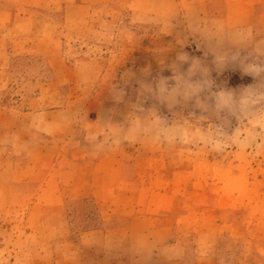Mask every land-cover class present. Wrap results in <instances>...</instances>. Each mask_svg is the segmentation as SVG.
Returning <instances> with one entry per match:
<instances>
[{"label": "crops", "instance_id": "0c3cea01", "mask_svg": "<svg viewBox=\"0 0 264 264\" xmlns=\"http://www.w3.org/2000/svg\"><path fill=\"white\" fill-rule=\"evenodd\" d=\"M262 4L264 0H0V93L8 88L12 59L22 56L42 59L45 67L41 73L47 68L64 75L63 81L56 76L52 79L58 91L65 85H81L68 79L67 74L81 67L66 65L57 38L42 35L29 54L23 53L27 46L18 49L23 41L28 43L26 31L37 19L48 26H88L98 9L111 5L117 14L130 12L162 21L159 29L168 35L179 27H198L207 17L208 30L216 29L231 41L243 39L237 34L249 36V30L256 39L255 15ZM8 28H18L25 36L12 38L6 33ZM53 61L60 62L58 68ZM84 69L94 70L91 65ZM145 85L148 83L133 87L137 91ZM40 93L26 96L20 110L0 102V217L12 205L30 201L36 210L29 217L40 211L42 219L62 220L57 225L59 232L68 237L79 233L75 242L79 249L109 254L122 251L121 259L112 264L153 263L162 254L185 264L187 242L195 234L202 248L200 264H209L208 258L216 251L211 250V239L203 243V235H214L211 232L217 221H209L211 210L200 212L198 199L188 209H179L180 203L185 206L192 194L199 193L192 179L194 165L184 154L185 133H170L172 122L162 115V126L142 122L137 142L130 143V118L135 115L143 120L147 115L142 98L128 97L125 92L121 99L102 100L105 108L100 112H77L72 118L68 106L59 107L56 117L48 114ZM152 104L160 105L158 100ZM81 123L88 130H82ZM165 137L171 143H161ZM68 200L94 203L95 217L83 215L85 225L78 229L69 219ZM79 216L76 210L74 217ZM165 250H169L167 255Z\"/></svg>", "mask_w": 264, "mask_h": 264}, {"label": "rangeland", "instance_id": "374dc122", "mask_svg": "<svg viewBox=\"0 0 264 264\" xmlns=\"http://www.w3.org/2000/svg\"><path fill=\"white\" fill-rule=\"evenodd\" d=\"M255 16L258 33L254 43L264 42V4L259 6ZM92 17V25L88 26H48L37 19L26 31L25 35L30 38L28 43L23 41L18 47L21 50L26 48L23 53L29 54L34 41L42 35L57 38L60 41L58 50H62V60L66 65L79 64L81 67L74 74H67L68 79L81 85L74 88L65 85L58 91L56 81L52 79L56 76L55 79L63 81L64 75H55L47 68H43L41 73L40 70L45 67L42 59L14 57L10 67L12 72L7 74L9 85L0 93V102L20 110L24 109L26 96H38L43 92L48 114L56 117L59 107L68 106L73 118L77 112L82 115L87 111L100 112L105 108L102 100L121 99L125 92L128 97L142 98L159 97L161 93L171 96L176 92L218 88L219 82L205 71L216 67L212 51H235L222 47L225 41H230L229 37L222 32L217 33L216 29L213 31V28L208 30L207 17L198 27L171 30L172 35L159 29L162 21L158 19L132 15L130 12L117 14L111 5L98 9ZM108 18H112L113 22L108 23ZM6 33L16 39L25 36L19 34L18 28H8ZM237 35L242 40L248 37V33ZM42 46L45 50L46 45ZM185 51L193 57L203 53L204 58L195 68H190L191 60L186 62L181 59ZM52 64L58 68L60 62L53 61ZM84 65H91L94 70H85ZM227 67L231 72L222 79L227 80L228 91L232 87L252 83L251 77L243 75L245 65L238 60L227 62ZM237 81L240 83L235 84ZM144 82L148 85L134 90L133 86ZM236 95L241 93L237 92ZM152 107L157 114L168 118L172 127H181L186 137L185 157L194 165L192 179L195 191L199 193L192 194V200L187 199L185 206L180 203L179 209H188L198 199L201 201L200 212L211 210V216L206 213L211 218L209 221L218 223L217 228L212 229L214 235H203V243L211 239V250L213 253L216 251V255L208 258V263L264 264V127L242 124L232 143L213 147L195 135L203 125L193 121L187 128L183 127L185 115H192L191 112H165L162 106L156 104H152ZM84 124L81 123L82 130H88L87 125L83 127ZM238 126L233 119L228 133L231 134ZM68 201L66 210L70 213L69 219L78 229L85 225L83 215L95 217L94 203ZM31 210L36 209L30 201H21L2 213L0 264H98V260H104L101 264H112L114 260L121 259L122 251L109 254L103 250L79 249L75 246L79 233L68 237L58 230L57 225L63 223L62 220L42 219L40 211L29 217ZM76 210L81 216L74 217ZM187 244L185 264H200L202 248L195 234ZM139 264L183 263L169 260L162 254L153 263L147 261Z\"/></svg>", "mask_w": 264, "mask_h": 264}, {"label": "clouds", "instance_id": "9594fccd", "mask_svg": "<svg viewBox=\"0 0 264 264\" xmlns=\"http://www.w3.org/2000/svg\"><path fill=\"white\" fill-rule=\"evenodd\" d=\"M222 47L229 50L235 49V51L217 52L213 50V62L216 67L205 70L212 79L219 82L220 87L199 89L190 93L176 92L165 97H142L140 103L145 105L147 115L143 120L135 115L130 118L132 122L131 136L128 138L130 143L137 142L136 136L142 122H147L155 128H159L165 123L163 116L157 114L155 108L152 107L154 100L159 101L165 112L173 110L191 112L192 115H185L186 118L182 121L183 127L187 128L193 121L203 125L195 135L213 147H223L225 144L232 143L237 129L242 124L256 125L258 128L264 127V42L254 43V36L249 30L246 40L225 41ZM203 58V53L199 57H193L187 51L181 56V59L186 62L191 60L190 68L199 65ZM232 60H238L245 65L243 75L251 77L252 83L232 87L228 91L227 80L222 77L231 72V69L227 67V62ZM237 92H240L241 95H236ZM233 119L238 122L239 126L229 134L227 129ZM169 131L173 135H177L181 132V127L173 126ZM180 139L182 142L184 136L181 135ZM164 142L171 143L168 137L161 141V143ZM168 251L165 250V255Z\"/></svg>", "mask_w": 264, "mask_h": 264}, {"label": "trees", "instance_id": "16d2710c", "mask_svg": "<svg viewBox=\"0 0 264 264\" xmlns=\"http://www.w3.org/2000/svg\"><path fill=\"white\" fill-rule=\"evenodd\" d=\"M239 83H240L239 81L235 82V84H239Z\"/></svg>", "mask_w": 264, "mask_h": 264}]
</instances>
